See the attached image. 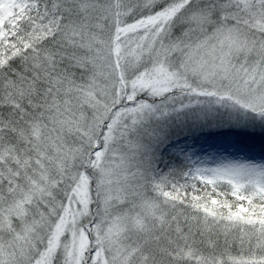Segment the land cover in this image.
I'll list each match as a JSON object with an SVG mask.
<instances>
[{
	"label": "snow or ice",
	"instance_id": "snow-or-ice-1",
	"mask_svg": "<svg viewBox=\"0 0 264 264\" xmlns=\"http://www.w3.org/2000/svg\"><path fill=\"white\" fill-rule=\"evenodd\" d=\"M0 264H264V0H0Z\"/></svg>",
	"mask_w": 264,
	"mask_h": 264
}]
</instances>
